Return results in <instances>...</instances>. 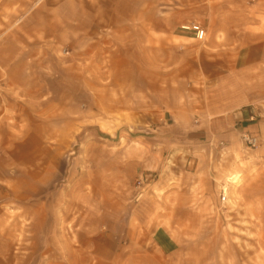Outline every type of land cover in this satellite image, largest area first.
Here are the masks:
<instances>
[{
	"label": "rangeland",
	"instance_id": "rangeland-1",
	"mask_svg": "<svg viewBox=\"0 0 264 264\" xmlns=\"http://www.w3.org/2000/svg\"><path fill=\"white\" fill-rule=\"evenodd\" d=\"M128 4L0 0L29 76L0 126V264H264V137L186 131L247 103L264 121V70L235 62L264 0Z\"/></svg>",
	"mask_w": 264,
	"mask_h": 264
},
{
	"label": "crops",
	"instance_id": "crops-1",
	"mask_svg": "<svg viewBox=\"0 0 264 264\" xmlns=\"http://www.w3.org/2000/svg\"><path fill=\"white\" fill-rule=\"evenodd\" d=\"M143 2V3H141ZM153 5L154 0H129V6H147ZM135 11H130V17H135ZM138 12V10H137ZM134 13V14H133ZM142 11H140L141 18ZM151 19L143 20V23H150ZM199 23V22H198ZM201 24L205 29V25ZM207 30V29H206ZM187 38H193L192 33L181 30ZM183 36V35H181ZM20 49L10 48L4 43H0V126L9 118V103L10 95L13 88H19L22 94L25 95L27 77L25 74V55L21 56ZM233 53V52H232ZM236 66L241 68H255L264 70V37L257 40L243 43L236 52ZM224 112L216 111L208 120H204L196 126L187 128L195 130L194 138L191 142H206L209 144L210 150H216L219 143L223 141L230 142L240 137L242 132H248L259 138L264 137V121H253L261 116L253 104H243L242 106L234 107ZM231 142V143H232Z\"/></svg>",
	"mask_w": 264,
	"mask_h": 264
},
{
	"label": "built area",
	"instance_id": "built-area-1",
	"mask_svg": "<svg viewBox=\"0 0 264 264\" xmlns=\"http://www.w3.org/2000/svg\"><path fill=\"white\" fill-rule=\"evenodd\" d=\"M180 29L186 32H190L193 38L196 40H203L205 38L206 29L198 22H190L188 24H181ZM240 142L247 148H254L258 144V138L248 132H242L240 134ZM226 198L225 191L222 188L221 200Z\"/></svg>",
	"mask_w": 264,
	"mask_h": 264
},
{
	"label": "bare ground",
	"instance_id": "bare-ground-1",
	"mask_svg": "<svg viewBox=\"0 0 264 264\" xmlns=\"http://www.w3.org/2000/svg\"><path fill=\"white\" fill-rule=\"evenodd\" d=\"M231 175V174H230ZM232 177H228L229 179L228 180H231L232 182H236L237 180H235L236 178H238V174H235V175H231ZM234 184H237V182L236 183H234ZM232 186H234V185H232ZM235 187V186H234ZM222 188L224 189V191L226 192L228 189H227V185L225 184V185H223L222 186Z\"/></svg>",
	"mask_w": 264,
	"mask_h": 264
}]
</instances>
